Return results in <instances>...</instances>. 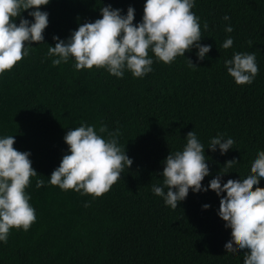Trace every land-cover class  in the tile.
Masks as SVG:
<instances>
[{
	"label": "trees",
	"instance_id": "obj_1",
	"mask_svg": "<svg viewBox=\"0 0 264 264\" xmlns=\"http://www.w3.org/2000/svg\"><path fill=\"white\" fill-rule=\"evenodd\" d=\"M144 2L50 0L41 9L49 14L44 43H33L28 56L0 74V136L14 135L13 147L31 153L38 174L26 188L36 220L28 231L10 230L7 243H0V264H243V250L225 247L231 226L218 214L215 192L190 190L171 209L151 188L162 182V162L183 148L189 131L205 146L210 175L203 186L232 157L239 159L222 181L247 175L257 151L264 150V0H195L200 43L211 45L199 62L195 48L170 64L153 57V71L143 78L128 71L117 78L95 66L77 71L71 58L53 66V36L68 38L79 24L101 18L106 5L122 14L132 6L139 22ZM28 11L21 16L31 20ZM227 24L231 33L224 31ZM228 36L233 45L223 49ZM252 51L260 70L253 81L237 85L224 61ZM81 124L94 126L105 139L118 130L119 146L133 160L99 197L48 183L67 151L63 137ZM101 126L107 132L99 133ZM218 133L235 140L224 155L207 148ZM37 179L43 187H36ZM259 186L264 188V179Z\"/></svg>",
	"mask_w": 264,
	"mask_h": 264
},
{
	"label": "clouds",
	"instance_id": "obj_2",
	"mask_svg": "<svg viewBox=\"0 0 264 264\" xmlns=\"http://www.w3.org/2000/svg\"><path fill=\"white\" fill-rule=\"evenodd\" d=\"M50 0H0V74L10 71L17 62L29 55L32 44L44 43V30L48 26V12L42 7ZM195 0H145L143 15L134 23L135 9L129 6L126 14L111 5L99 9L100 17L93 22L79 24L66 39L53 36L55 46L48 48V56L55 57L53 66L74 60L73 67L105 69L110 75L122 78L126 71L134 78H143L153 71L154 59L164 64L172 63L186 51L197 49V62L206 58L211 45H202L200 18L192 11ZM31 20L23 18L26 10ZM19 18V23H16ZM223 20L230 17L225 15ZM207 31L208 24H203ZM226 33L233 27L227 24ZM233 39L228 36L220 45L229 49ZM251 46V44H250ZM149 52L153 55L150 56ZM189 66H196L187 59ZM227 74L237 85L251 82L260 67L256 51L234 52L224 61ZM99 133L107 132L103 126ZM119 131L108 132L105 139L92 125L81 124L68 130L63 137L66 154L60 160L48 180L62 191L74 190L81 195L99 197L116 183L133 160L125 147L118 142ZM181 150L169 153L164 159L162 182L152 185L154 195L161 197L165 206L176 209L192 193L211 190L219 196L218 214L231 226V237L225 247L233 251L243 250V264H264V150L257 151L251 170L241 177L228 176V169L239 157L229 158L219 173L207 186L202 185L210 175L205 146L192 130L184 137ZM14 135L0 136V243L6 244L11 229L28 231L36 220L35 209L29 203L26 192L31 179L38 176L32 167L31 153L13 147ZM235 143L234 138L217 134L210 138L207 148L219 150L224 155ZM256 185L254 188L253 186ZM44 186L37 179L36 187ZM226 190V191H225ZM223 193V194H222ZM87 206V205H85ZM208 204L202 205L208 209ZM235 242V243H234Z\"/></svg>",
	"mask_w": 264,
	"mask_h": 264
}]
</instances>
